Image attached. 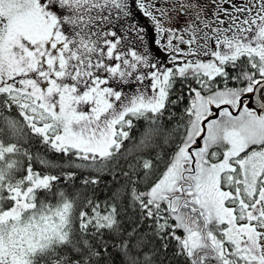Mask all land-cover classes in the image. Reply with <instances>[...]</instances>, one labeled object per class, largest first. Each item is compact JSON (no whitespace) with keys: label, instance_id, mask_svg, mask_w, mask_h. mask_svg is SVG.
I'll use <instances>...</instances> for the list:
<instances>
[{"label":"snow or ice","instance_id":"obj_1","mask_svg":"<svg viewBox=\"0 0 264 264\" xmlns=\"http://www.w3.org/2000/svg\"><path fill=\"white\" fill-rule=\"evenodd\" d=\"M0 264H264V0H0Z\"/></svg>","mask_w":264,"mask_h":264},{"label":"trees","instance_id":"obj_2","mask_svg":"<svg viewBox=\"0 0 264 264\" xmlns=\"http://www.w3.org/2000/svg\"><path fill=\"white\" fill-rule=\"evenodd\" d=\"M130 6H131V0H130ZM141 22H143V21H141ZM107 181H106V179H105V181H103L102 183H101V185L99 186V189L98 190H100V189H103V187H104V183H106ZM101 198H103V194H102V192H101Z\"/></svg>","mask_w":264,"mask_h":264}]
</instances>
